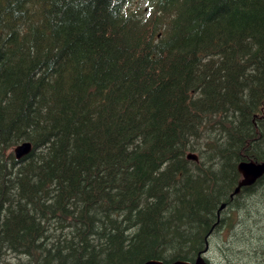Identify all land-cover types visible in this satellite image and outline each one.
<instances>
[{
	"label": "trees",
	"instance_id": "1",
	"mask_svg": "<svg viewBox=\"0 0 264 264\" xmlns=\"http://www.w3.org/2000/svg\"><path fill=\"white\" fill-rule=\"evenodd\" d=\"M252 161L264 0H0V264H264Z\"/></svg>",
	"mask_w": 264,
	"mask_h": 264
},
{
	"label": "water",
	"instance_id": "2",
	"mask_svg": "<svg viewBox=\"0 0 264 264\" xmlns=\"http://www.w3.org/2000/svg\"><path fill=\"white\" fill-rule=\"evenodd\" d=\"M32 149L31 144L24 143L15 149V156L18 159L26 156ZM189 160L198 161V157L195 154H188ZM238 170L243 177V180L239 184L235 193H238L242 187L253 185L258 179L264 176V163L258 164L255 162H242L238 166ZM225 205L222 206L224 208ZM145 264H165L161 261H148ZM169 264H207L203 257H199L195 262L189 261H176Z\"/></svg>",
	"mask_w": 264,
	"mask_h": 264
},
{
	"label": "bare ground",
	"instance_id": "3",
	"mask_svg": "<svg viewBox=\"0 0 264 264\" xmlns=\"http://www.w3.org/2000/svg\"><path fill=\"white\" fill-rule=\"evenodd\" d=\"M30 144V143H29ZM15 151V150H14ZM242 218V217H241Z\"/></svg>",
	"mask_w": 264,
	"mask_h": 264
}]
</instances>
